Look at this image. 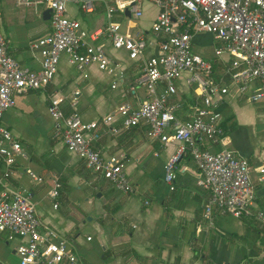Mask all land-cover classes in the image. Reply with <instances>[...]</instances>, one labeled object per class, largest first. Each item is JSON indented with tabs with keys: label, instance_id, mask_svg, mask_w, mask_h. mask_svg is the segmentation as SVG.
Returning <instances> with one entry per match:
<instances>
[{
	"label": "crops",
	"instance_id": "1",
	"mask_svg": "<svg viewBox=\"0 0 264 264\" xmlns=\"http://www.w3.org/2000/svg\"><path fill=\"white\" fill-rule=\"evenodd\" d=\"M115 1L98 0L92 13L68 4L67 14L92 33L106 22L104 2ZM45 9L44 5L32 9L18 6L14 0H0V20L9 53L32 70L40 69L41 55L31 44L50 30L49 19L43 18ZM142 10L138 20L133 21L125 12H116L114 20L122 24L123 31L144 37L147 58L157 54L151 27L158 9L144 2ZM96 42L104 44L122 78L109 75L95 64L83 75L69 63L66 54H61L56 73L45 88L16 94L15 104L4 112L2 123L20 143L25 157L18 156L9 175L2 176L0 192L9 187L30 193L41 223L70 242L75 264H264V220L256 217V212L264 209V181L258 179L257 171L264 165V101L249 100L250 89L239 93L230 82L225 75L230 57L213 53L220 42L207 32L192 36L193 49L210 61L213 76L222 77V84L228 88L217 105L219 123L229 139L228 148L248 162L256 198L253 214L237 218L213 209L211 222L204 217L209 191L196 184L198 170L191 157L186 154L180 159L175 189L169 190L163 164L176 143L150 140L146 123L126 128L117 118L113 126L120 129L119 133L111 134L101 125L100 138L93 144L106 158L125 155L124 171L134 186L132 193L117 191L108 180L93 174L56 134L48 112L50 94L63 96L66 106L78 91V112L84 121L105 115L123 102L136 106L146 97L145 87L137 82L142 60L130 59L125 50L113 48L104 33ZM113 82L117 83L114 88ZM175 84L176 94L170 100L179 104L176 117L184 122L191 119L193 105L201 98L183 79ZM256 86L254 83L252 87ZM162 88L159 83L157 90ZM202 147L221 149L210 142ZM6 170L0 161L1 175ZM28 171L42 181L33 180ZM54 181L60 184L57 207L48 195ZM20 241L9 240L7 231H0V264H18L16 247Z\"/></svg>",
	"mask_w": 264,
	"mask_h": 264
},
{
	"label": "built area",
	"instance_id": "2",
	"mask_svg": "<svg viewBox=\"0 0 264 264\" xmlns=\"http://www.w3.org/2000/svg\"><path fill=\"white\" fill-rule=\"evenodd\" d=\"M18 6L36 9L44 5L50 9L47 34L31 44L41 55V67L32 70L20 65L9 53L0 20V161L7 170L18 156H24L20 143L2 123L4 112L15 104V95L45 88L53 79L61 54L80 73L90 65L122 78L117 65L112 66L103 43L96 42L105 34L115 49H123L130 59L142 60L137 82L145 87L146 97L136 106L130 102L117 105L111 112L84 121L78 112L76 91L64 106V97L50 94L48 112L55 132L66 148L83 160L93 174L108 180L122 193L134 192V186L124 171L125 155L104 157L93 146L100 138V126H107L111 134L120 129L113 126L117 118L123 127L148 125L150 140L176 146L163 164L164 182L169 190L175 189L176 169L180 159L188 154L198 170L196 184L209 191L204 204V217L212 221L213 209L221 214L244 217L253 214L255 191L250 181L246 159L238 158L228 148L229 139L220 126L217 105L228 93L222 77L213 76L207 59L192 46L195 33L207 32L220 44L213 48L216 57H230L225 75L239 93L249 91L253 102L264 101V0H116L104 2L106 22L102 29L88 33L80 22L67 14L68 4H77L84 13H92L98 0H14ZM154 4L158 11L152 23L157 54L145 57L148 43L142 36H133L122 30L114 20L116 12L130 13L135 21L142 17V3ZM130 19V20H131ZM84 75V74H83ZM183 79L192 87L200 103L193 105L192 117L180 121L176 117L179 104L170 98L176 94V80ZM163 88L157 90V85ZM257 83L256 87H252ZM117 83L113 82L114 88ZM170 131H167V129ZM206 142L219 144L221 149L203 148ZM258 179L264 181V165L257 168ZM30 177L41 182L42 177L28 171ZM60 184L53 182L49 197L59 195ZM264 220V209L256 212ZM0 231H7L9 240L19 238L16 247L18 264H75L76 256L70 242L56 230L41 223L35 203L28 192L5 187L0 192Z\"/></svg>",
	"mask_w": 264,
	"mask_h": 264
},
{
	"label": "water",
	"instance_id": "3",
	"mask_svg": "<svg viewBox=\"0 0 264 264\" xmlns=\"http://www.w3.org/2000/svg\"><path fill=\"white\" fill-rule=\"evenodd\" d=\"M125 13L129 15L128 10H126ZM49 17H50V9L49 8H46L44 10V12H43V18L46 19V20H48Z\"/></svg>",
	"mask_w": 264,
	"mask_h": 264
},
{
	"label": "rangeland",
	"instance_id": "4",
	"mask_svg": "<svg viewBox=\"0 0 264 264\" xmlns=\"http://www.w3.org/2000/svg\"><path fill=\"white\" fill-rule=\"evenodd\" d=\"M99 16H103V13H101L100 11H99V14H98ZM82 18H88V16H82Z\"/></svg>",
	"mask_w": 264,
	"mask_h": 264
}]
</instances>
